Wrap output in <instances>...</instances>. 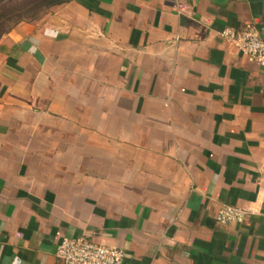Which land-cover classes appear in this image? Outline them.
Returning <instances> with one entry per match:
<instances>
[{
	"label": "crops",
	"instance_id": "1",
	"mask_svg": "<svg viewBox=\"0 0 264 264\" xmlns=\"http://www.w3.org/2000/svg\"><path fill=\"white\" fill-rule=\"evenodd\" d=\"M228 27L264 40V0H71L0 37V264L78 236L123 264H264V67Z\"/></svg>",
	"mask_w": 264,
	"mask_h": 264
},
{
	"label": "built area",
	"instance_id": "2",
	"mask_svg": "<svg viewBox=\"0 0 264 264\" xmlns=\"http://www.w3.org/2000/svg\"><path fill=\"white\" fill-rule=\"evenodd\" d=\"M221 38L230 43L248 60L264 67V40L254 27L225 28ZM251 211L234 205H221L215 219L221 224L243 222ZM60 264H123L125 252L116 246L94 242L85 236L63 237L56 245Z\"/></svg>",
	"mask_w": 264,
	"mask_h": 264
},
{
	"label": "trees",
	"instance_id": "3",
	"mask_svg": "<svg viewBox=\"0 0 264 264\" xmlns=\"http://www.w3.org/2000/svg\"><path fill=\"white\" fill-rule=\"evenodd\" d=\"M21 5L17 8V11H21L25 8L24 13L17 14L16 17L20 19L23 15H36L38 11L43 9H49L53 6L69 2L71 0H20ZM13 19L12 14L9 17H6L5 14H0V37L3 33L7 32L5 25L7 21Z\"/></svg>",
	"mask_w": 264,
	"mask_h": 264
},
{
	"label": "rangeland",
	"instance_id": "4",
	"mask_svg": "<svg viewBox=\"0 0 264 264\" xmlns=\"http://www.w3.org/2000/svg\"><path fill=\"white\" fill-rule=\"evenodd\" d=\"M21 4L22 3L20 0H0V14H5L6 17H9L11 14L13 16V19L8 20L7 25H5L6 26L5 29L7 30V32L12 27H14L16 24H18L20 22L33 21V20H38V19L42 18L46 14V12L48 11V9H43V10L38 11V13L36 15H26V16L23 15V17L18 19L16 17V15L25 12V8L22 9L21 11H17V8H19V6ZM7 32H5V33H7ZM5 33H3V34H5Z\"/></svg>",
	"mask_w": 264,
	"mask_h": 264
}]
</instances>
